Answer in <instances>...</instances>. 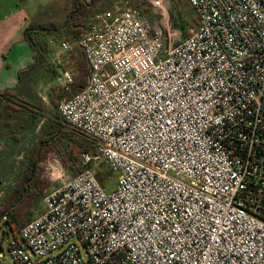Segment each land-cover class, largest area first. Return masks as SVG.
<instances>
[{"label": "built area", "instance_id": "1", "mask_svg": "<svg viewBox=\"0 0 264 264\" xmlns=\"http://www.w3.org/2000/svg\"><path fill=\"white\" fill-rule=\"evenodd\" d=\"M198 26L171 42L129 1L90 19L57 55L84 51L90 73L60 70L62 122L96 140L94 171L43 199L13 264H264V0H187ZM53 44V40H50Z\"/></svg>", "mask_w": 264, "mask_h": 264}, {"label": "trees", "instance_id": "2", "mask_svg": "<svg viewBox=\"0 0 264 264\" xmlns=\"http://www.w3.org/2000/svg\"><path fill=\"white\" fill-rule=\"evenodd\" d=\"M114 2L115 0H65L64 22L31 23L26 28L24 36L31 50L36 54L37 63H46V67L51 70V65L46 61L49 49L45 40L52 37L54 40L73 42L85 33L93 16L110 9ZM129 2L132 3L131 0ZM139 2L141 3V0ZM171 2L180 28L177 27L176 22L173 26L179 28L184 34L183 39H186L192 35L191 30L197 26L196 13L187 0L185 3L182 0H171ZM110 3L111 6L108 7ZM134 6L138 7V4ZM183 12L193 13L192 22L186 19ZM70 54L69 64L65 60L57 66V71L53 68L52 72L56 77L61 68L67 69L72 66L75 72L74 92H78L87 84L90 67L82 49L75 48ZM49 98L55 109L50 117L49 129L33 147L27 156L26 167L0 202V223L3 221L18 230L23 229L33 219L32 212L55 188L42 176V168L39 167V163L47 159L49 152L58 154L65 169L71 173L78 174L91 170L95 172L100 182L103 180L98 167L94 169L96 162L94 160L85 162L83 158L87 155L93 159L96 157V140L62 122L59 111L60 103L64 99L62 92L59 93L56 87H52ZM46 116L47 111L42 100H30L16 90L0 92V139L19 144L28 136L30 128Z\"/></svg>", "mask_w": 264, "mask_h": 264}, {"label": "rangeland", "instance_id": "3", "mask_svg": "<svg viewBox=\"0 0 264 264\" xmlns=\"http://www.w3.org/2000/svg\"><path fill=\"white\" fill-rule=\"evenodd\" d=\"M37 1L39 0H30L29 2L37 3ZM44 1L51 2V4L47 5L49 7L50 5H53L56 0H44ZM120 1H125V0H120ZM131 1L134 5L138 4V7L144 12L145 16L152 23H154L152 21V17L156 16V20H158V23L156 25L163 28L164 25L161 21V18L160 16L156 14V11L153 8V5L150 3V0H141V3L139 2V0H131ZM182 2L185 3L186 0H182ZM169 3L171 6L170 16H171V19L173 20V24L174 22H176L178 24L177 27L180 28L179 22H177L178 21L177 15H175L176 13L174 12L175 8L173 6V3L171 2V0H169ZM31 6H32L31 3H29V8ZM110 6H111V3L108 4V7ZM63 13H64L63 11L60 12L58 10L55 12H52L50 14L52 15L51 19L60 21L62 17H64ZM183 13L186 19L192 22L193 13H189V12H183ZM196 25L198 26V23H196ZM170 27H171L170 33H171V39H172L170 40L171 42L180 41L184 38V34L179 28H176V29L172 28L171 23H170ZM196 28L191 30V32H194ZM163 30H164V36L166 38V42H169L168 40L169 30H166L165 28H163ZM45 42L47 43L48 49H49L48 57L46 58V61L47 63L51 65L52 69L50 70L49 68H47V70L46 69L39 70L37 78H41L40 80L41 82L37 88V95L41 100L43 98L45 99V101L43 102L46 105L47 116L44 119H42L39 123L32 126L28 132V136L24 138L23 141L19 144H14L13 142L0 139V202L4 198L8 189L14 185L19 175L21 174L23 169L26 167L27 156L31 153L33 147L37 144V142L45 135V133L49 129V124L51 122L50 117L54 114V111H55L53 105L50 103V98H49L50 93H51L50 85L52 82H54L53 79L55 78L52 70L53 68L56 71L58 69L56 65L58 63L57 55L60 52V43L62 41L53 39V44H49V40H45ZM70 55H71L70 53L64 54L62 56L63 62H64V59L67 60L70 57ZM25 63L26 62H23L24 65H28ZM40 63H43V62H40ZM61 69L63 70V68ZM32 70L33 68H30V67L26 68V71L23 69L19 72L20 73L19 76H21L23 80L26 77L27 72L32 71ZM45 75H47L49 79H51V81L47 80L48 81L47 82ZM53 86L56 87L57 92L59 93L61 92L59 91L56 84ZM99 165L100 166H98L97 164L96 166L95 164L94 169H97L98 167V169L100 170V174L103 178L101 182L102 185L105 187L106 191L111 192L117 187L118 181L120 179V173L118 171L111 169L107 165H104V164H99ZM39 167L42 168V176L46 180L51 182L53 184V187L58 186L59 182L56 180V176L59 173V171L61 172V174H64L66 177H71V176L76 175V173H71V171H68L65 169L59 155L56 154L55 152H49L47 159L40 162ZM44 211H45L44 202L40 201V203L36 207V210L32 212V218L33 219L38 218L40 215L44 213ZM11 228H12V231H10ZM16 237L19 240H22L21 235H20V230H18L13 225H10L8 223H4L3 221H1L0 223V264H13V259L10 254L9 245L11 241ZM86 260L89 264H91L89 259H86Z\"/></svg>", "mask_w": 264, "mask_h": 264}, {"label": "crops", "instance_id": "4", "mask_svg": "<svg viewBox=\"0 0 264 264\" xmlns=\"http://www.w3.org/2000/svg\"><path fill=\"white\" fill-rule=\"evenodd\" d=\"M29 1L0 0V92L16 90L30 100H35L40 99L37 95V88L41 82V78H37L38 72L41 69L47 70V67L46 63H37L36 54L27 43L24 32L31 23L58 21L52 20V15L50 14L57 10L63 11L65 0H56L49 7L47 5L51 4L50 1L39 0L37 3ZM29 3L32 5L30 8ZM156 14L158 15V12ZM63 15L64 17H62L60 22L65 20V14L63 13ZM152 21L155 25L158 23L156 16L152 17ZM169 23H171L172 28L176 29L173 26L171 17ZM51 39L53 38L49 37V40ZM66 61L69 64V58ZM23 62L28 65H24ZM61 62L63 63V59ZM61 62L56 65L58 66ZM29 67L33 68V70L27 72L26 77L22 80L19 72L23 69L26 71V68ZM67 69H71L74 72L72 66ZM45 77L46 81H51L47 75ZM56 78L53 79L54 82L51 85L49 83L51 91L52 87H55L53 85L56 84ZM43 99L42 101H45ZM44 106L46 108L45 103Z\"/></svg>", "mask_w": 264, "mask_h": 264}]
</instances>
